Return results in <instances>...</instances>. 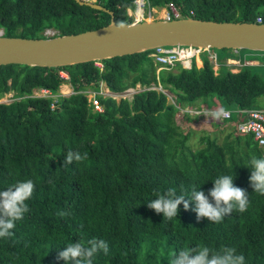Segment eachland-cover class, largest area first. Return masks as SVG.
Here are the masks:
<instances>
[{"label": "trees", "instance_id": "trees-1", "mask_svg": "<svg viewBox=\"0 0 264 264\" xmlns=\"http://www.w3.org/2000/svg\"><path fill=\"white\" fill-rule=\"evenodd\" d=\"M88 2L112 12L118 25L133 22L127 11L135 10L134 0ZM145 2L149 9L172 3L183 18L249 23L260 18L264 24V0ZM110 21L108 13L75 0H0L4 37L45 39L49 30L54 37L78 34ZM213 51L217 63L221 57L235 61L239 53ZM151 54L58 68L0 65V99L9 93L14 99L0 103V191L17 181L35 183L27 201L30 211L11 238L0 239V264H65L58 253L68 243L93 238L109 245V255L99 254L94 264H168L170 252L197 245L233 247L246 264H264V196L253 193L251 170L244 167L252 156L264 157L262 149L251 135L237 134L232 124L220 123L222 132L228 130L220 142L205 135L194 149L187 144L190 133L181 132L183 120H197L183 113L185 108H255L264 98V78L249 65L232 72L223 63L226 72L215 74L206 53L202 67L192 60L190 69L179 63L163 68ZM257 54L264 63V52ZM60 72L69 79L60 78ZM101 83L114 94L137 85L161 86L175 95V102L168 104L156 90L137 92L131 100L99 95L103 110L93 112L86 92L98 93ZM63 84L70 85L69 96H58ZM36 89L57 97H30ZM69 151L87 152L88 159L64 166ZM221 174H235L234 186L248 193L243 214L234 211L221 223H209L197 221L194 204L187 211L181 204L177 219L164 221L162 213L146 206L170 187L178 194L181 187L189 193L195 187L207 195ZM61 211L68 215L59 216Z\"/></svg>", "mask_w": 264, "mask_h": 264}, {"label": "water", "instance_id": "water-1", "mask_svg": "<svg viewBox=\"0 0 264 264\" xmlns=\"http://www.w3.org/2000/svg\"><path fill=\"white\" fill-rule=\"evenodd\" d=\"M75 1L108 13L110 24L45 39L4 37L0 30V65L58 68L175 46L264 52V24L261 23L215 22L185 17L118 25L113 13L101 5Z\"/></svg>", "mask_w": 264, "mask_h": 264}, {"label": "clouds", "instance_id": "clouds-1", "mask_svg": "<svg viewBox=\"0 0 264 264\" xmlns=\"http://www.w3.org/2000/svg\"><path fill=\"white\" fill-rule=\"evenodd\" d=\"M216 118L226 116L220 111L212 114ZM88 159V153L69 151L63 160L64 166L73 163H82ZM251 170L249 184L253 193L264 196V157L252 156L244 166ZM235 174H221L212 183L213 188L206 195L203 191L193 187L186 192L183 187L180 193L170 187L166 192L157 194L155 199L149 200L146 206L156 214H163L164 221L177 219L179 206L183 204L187 211L190 204L197 221L207 219L209 223H221L225 216L234 211L243 214L249 207L248 193L234 186ZM35 183L32 180L17 181L6 190L0 191V239L11 238L17 222L22 221L30 211L27 201L33 195ZM59 216L68 215L59 212ZM103 253L109 255V245L104 239L77 240L68 243L63 251L58 253V259L65 264H94L95 258ZM168 264H246L245 256L237 253L233 247L213 249L206 245H197L192 248L172 251L167 256Z\"/></svg>", "mask_w": 264, "mask_h": 264}, {"label": "built area", "instance_id": "built-area-1", "mask_svg": "<svg viewBox=\"0 0 264 264\" xmlns=\"http://www.w3.org/2000/svg\"><path fill=\"white\" fill-rule=\"evenodd\" d=\"M84 1H87V0H84ZM134 4L136 6L135 11L131 12L129 10L128 15L132 17L133 22H141L143 21V18H144V10H145L146 2L145 0H134ZM139 11H141V14L138 13ZM192 14L193 12H190V15ZM149 17H151V13H149ZM182 18L183 17H182V14L179 8H177V6H175L174 4L170 3L167 5V8L165 9L162 20L171 21V20H178ZM257 23H261L260 18L257 19ZM1 34L3 35L2 31H1ZM45 35L48 36L49 34L45 33ZM203 53L207 54V58L211 62L212 65L218 67L217 56L215 52L213 51V49H201V48L190 47V46L188 47L187 46L158 47L152 50V54L150 56L151 58H153L156 64L163 66V68L165 67L166 69H171L176 63H179L181 67L184 69H190L192 60H194V62L197 58L201 60V55ZM251 64L253 63L247 62V61L244 63H241L240 61H236V60L234 61L230 59L225 62L226 67L228 68L235 67L238 69L243 67L244 65H251ZM96 66H98L99 68L102 67L99 63H96ZM59 76L63 80L69 79L68 75L65 72H60ZM153 87L155 86H151L150 88L146 89V88H142L140 85H137L136 88L128 89L122 93L123 94L125 93V95H129L131 93L132 95H134L135 93L143 91V90H154ZM158 87H161V86H158ZM135 89L137 90L135 91ZM122 93L114 94L111 92H107V94L104 95L100 89L98 93L91 92L90 93L91 96L90 98L88 97V101L93 108V112H102L103 109H102L101 103L98 98L99 95L103 97L105 96L113 97V95H121ZM30 97L52 98V99L56 98V96L52 95L51 92L47 89H36L32 92V95ZM220 111L227 113V115L221 116L220 118H216L212 115L213 113L220 112ZM182 112L189 113L191 115H194L195 117L204 116L209 120L212 119V121L216 123L217 122L226 123L227 125L232 124L237 134L251 135L253 140L257 143L259 147H264V109L238 108L234 110H229V109H219L216 107L207 108L203 106L202 107L194 106L190 108H185V110L182 109ZM233 116L236 118L235 123H232L231 121Z\"/></svg>", "mask_w": 264, "mask_h": 264}, {"label": "rangeland", "instance_id": "rangeland-1", "mask_svg": "<svg viewBox=\"0 0 264 264\" xmlns=\"http://www.w3.org/2000/svg\"><path fill=\"white\" fill-rule=\"evenodd\" d=\"M134 11L131 10V12H134ZM164 12H165L164 8H152V9L151 8L150 9L145 8L143 21L162 20L163 16H164ZM149 13H151V17H149ZM127 14H128V11H127ZM45 33L49 34L48 37L50 35L54 34V32L50 31V30L46 31ZM217 51H218V53H221V52H219L220 50H217ZM234 59L241 61V62L247 61V62L253 63L249 66L257 67L256 71H258V73L264 78V65H263V61H262L263 59L261 58V55L257 54V51H249V50H241L240 51L239 50V53L235 54ZM223 63L225 64V60L223 57H221V60H219L217 63L218 67L213 65V70H215L214 71L215 74H220V73L226 72V68L223 66ZM230 63H232V62H230ZM197 68H200V67H197ZM230 70L232 72H237L238 68L233 67ZM153 88L157 92H162L167 97V103L168 104H170V103L173 104L175 102L174 101L175 95L172 94L171 92H169L168 90L163 89V88L158 87V86L153 87ZM100 89L104 95H106L107 92H109L103 83L100 84ZM137 89H135V91ZM91 92L92 91L86 92L87 97L90 98ZM71 93H72V89H71L69 84L61 85L59 90H58V96L66 97V96H69ZM132 97H133V95L131 93L129 95H125V93L124 94L122 93L121 95H113L112 98H114L116 101H119L121 98H128L129 100H131ZM13 100L14 99H12V93H9V94L4 95L0 99V103L9 104ZM213 106L218 107L217 105H213ZM218 108H220V107H218ZM255 109H264V98H261L258 100L257 106L255 107ZM186 115H188L190 118L197 119L196 122L195 121L191 122L189 120L188 121L183 120L184 124L182 125V128H181V132H183V134L190 133V139H188L187 144H189L193 149L200 146V141H199L200 137L205 136V135H207L209 137H216L217 141L220 142L221 138L224 136L225 132L228 131L226 129L225 132H222L223 129L220 128V126H222V125H220V122L216 123V122L212 121V119L209 120L204 116L195 117L194 115H191L189 113H186ZM259 148L262 149V153L264 154V147H259Z\"/></svg>", "mask_w": 264, "mask_h": 264}, {"label": "crops", "instance_id": "crops-1", "mask_svg": "<svg viewBox=\"0 0 264 264\" xmlns=\"http://www.w3.org/2000/svg\"><path fill=\"white\" fill-rule=\"evenodd\" d=\"M195 64H197V65H196L197 67H201V66H202L201 60H200L199 58H197V59L195 60Z\"/></svg>", "mask_w": 264, "mask_h": 264}, {"label": "bare ground", "instance_id": "bare-ground-1", "mask_svg": "<svg viewBox=\"0 0 264 264\" xmlns=\"http://www.w3.org/2000/svg\"><path fill=\"white\" fill-rule=\"evenodd\" d=\"M138 13L141 14V11H139Z\"/></svg>", "mask_w": 264, "mask_h": 264}]
</instances>
